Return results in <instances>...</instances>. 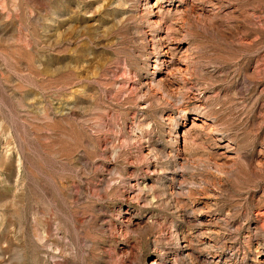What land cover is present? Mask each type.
<instances>
[{"label":"rangeland","instance_id":"1","mask_svg":"<svg viewBox=\"0 0 264 264\" xmlns=\"http://www.w3.org/2000/svg\"><path fill=\"white\" fill-rule=\"evenodd\" d=\"M0 264H264V0H0Z\"/></svg>","mask_w":264,"mask_h":264}]
</instances>
